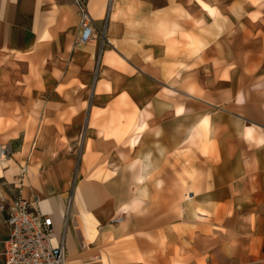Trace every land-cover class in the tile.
<instances>
[{"label":"crops","instance_id":"obj_1","mask_svg":"<svg viewBox=\"0 0 264 264\" xmlns=\"http://www.w3.org/2000/svg\"><path fill=\"white\" fill-rule=\"evenodd\" d=\"M86 4L0 0V203L67 264H264V0Z\"/></svg>","mask_w":264,"mask_h":264},{"label":"built area","instance_id":"obj_2","mask_svg":"<svg viewBox=\"0 0 264 264\" xmlns=\"http://www.w3.org/2000/svg\"><path fill=\"white\" fill-rule=\"evenodd\" d=\"M80 17L79 43L93 39L96 29L87 9L86 0H73ZM12 155L9 144H0V160ZM26 166L21 167L23 182ZM40 198L32 199L18 195L12 200H2L0 211L5 214L8 236L0 250V264H67L66 246L63 238L54 233L52 217L42 212Z\"/></svg>","mask_w":264,"mask_h":264},{"label":"bare ground","instance_id":"obj_3","mask_svg":"<svg viewBox=\"0 0 264 264\" xmlns=\"http://www.w3.org/2000/svg\"><path fill=\"white\" fill-rule=\"evenodd\" d=\"M109 4H110V1H109ZM205 7L209 8V6L206 5V4H205ZM109 10H110V9H109ZM209 10L212 11V10H211V7L209 8ZM209 16H210V15H209ZM89 43H90V42H89ZM95 43H97V42H95ZM94 54H95V53H94ZM96 56H97V55H96ZM95 64H96V63H95ZM143 129H144V128H143ZM135 137H136V136H135ZM133 138H134V137H133ZM137 138H138V137H137ZM137 138H136V139H137ZM139 138H140V137H139ZM135 141L137 142V140H135V138H134L133 142H135ZM138 145H139V144H138ZM10 157H11V156H10ZM31 158H32L31 161L33 162V158H34V157H31ZM4 160H10V158L7 157V158H5ZM15 164H16V163L14 162V165H15ZM17 166H18V165H17ZM13 167H14V166H13ZM37 170H38V168H36L35 166H33L32 163H31L30 165L28 164V166H27L28 174H27V175H28L29 177H32L33 175H37V173H38ZM0 174H2L1 166H0ZM17 175H18V174H17ZM14 177H15V176H14ZM5 180H6V179H5ZM17 182H18V181H17ZM20 182H21V181H20ZM24 184H26V185L28 184V180H27V179H25ZM20 186H23V185H18L17 188H20ZM43 194H44V193H43ZM69 203H71V201H69ZM130 206H131V205H130ZM68 208H69V207H68ZM67 217H68V216H67ZM92 224H93V223H92ZM96 226H97V225H96ZM64 228H65V227H64ZM94 230H95V229H94ZM96 230H97V229H96ZM64 231H65V230H64ZM62 232H63V231H62ZM88 232H89V231H88ZM97 232H98V231H97ZM64 233H65V232H64ZM72 237H73V236H72ZM95 237H96V236H95ZM94 239H95V238H94Z\"/></svg>","mask_w":264,"mask_h":264},{"label":"rangeland","instance_id":"obj_4","mask_svg":"<svg viewBox=\"0 0 264 264\" xmlns=\"http://www.w3.org/2000/svg\"><path fill=\"white\" fill-rule=\"evenodd\" d=\"M203 5L205 6V4L203 3ZM212 12V11H211ZM5 143H7V141L4 139V140H2V141H0V144H5ZM15 147V146H14ZM15 148H17V147H15ZM15 148H14V151H15ZM29 154H30V151H29ZM31 157H34V155L32 154L31 155Z\"/></svg>","mask_w":264,"mask_h":264}]
</instances>
